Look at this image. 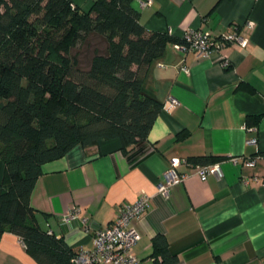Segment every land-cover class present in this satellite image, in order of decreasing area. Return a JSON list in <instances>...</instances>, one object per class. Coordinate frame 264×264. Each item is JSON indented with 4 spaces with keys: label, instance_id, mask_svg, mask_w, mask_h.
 Segmentation results:
<instances>
[{
    "label": "crops",
    "instance_id": "crops-1",
    "mask_svg": "<svg viewBox=\"0 0 264 264\" xmlns=\"http://www.w3.org/2000/svg\"><path fill=\"white\" fill-rule=\"evenodd\" d=\"M143 1L132 6L149 32L182 40L191 28L216 38L242 26L247 44L212 50L207 57L168 44L142 82L143 93L162 103L140 144L142 159L129 158L118 139L77 144L42 165L29 205L43 229L77 252L92 248V231L77 221L60 223L71 206L94 226H105L145 193L150 207L132 222L140 233L132 251L141 264H153L156 236L164 237L173 264H264V0H151L142 7ZM169 98L179 104L170 105ZM198 156L221 158L215 163L222 177L203 180L190 173L167 197L157 193L171 158ZM248 158L254 164H245ZM2 173L0 161V181ZM0 264L36 263L17 236L4 233Z\"/></svg>",
    "mask_w": 264,
    "mask_h": 264
},
{
    "label": "trees",
    "instance_id": "trees-1",
    "mask_svg": "<svg viewBox=\"0 0 264 264\" xmlns=\"http://www.w3.org/2000/svg\"><path fill=\"white\" fill-rule=\"evenodd\" d=\"M132 2L91 0L83 9L75 0H0V238L17 236L36 264H72L76 254L29 205L42 165L101 139H118L138 161L162 108L143 93L144 75L182 40L147 31ZM152 244L153 264L175 262L164 237Z\"/></svg>",
    "mask_w": 264,
    "mask_h": 264
},
{
    "label": "built area",
    "instance_id": "built-area-1",
    "mask_svg": "<svg viewBox=\"0 0 264 264\" xmlns=\"http://www.w3.org/2000/svg\"><path fill=\"white\" fill-rule=\"evenodd\" d=\"M152 3L151 0L141 2V6L145 7ZM253 23L247 21L245 28L251 29ZM247 38L242 31V26H234V30L220 34L213 38L207 32L200 29L188 28L184 30L182 35V43L173 44V48L180 51H192L197 57H207L212 50H220L228 45H236L244 47L247 44ZM223 66L228 67L229 61L223 58ZM188 72L187 68H182ZM170 105H178L179 102L174 98H169ZM252 129L251 127H249ZM248 143H256V139L247 141ZM236 162V159H232ZM245 164L252 165L255 158L245 159ZM183 164L186 171L180 173L177 171L178 166ZM190 173L196 174L201 179H207L210 176L221 178L222 170L218 163L212 164H192L183 158H171L163 174V181L158 182L157 193L167 197L171 187L180 183ZM264 184V176L260 178ZM150 207V196L142 193L139 198L132 204H127L120 208L116 217L105 226H94L89 219L84 216L81 209L71 206L67 212L60 218L63 225L79 222L83 230L92 231L91 249H80L71 259L72 264H141L140 260L133 253L132 249L140 240V233L137 228L132 225L134 220L141 216Z\"/></svg>",
    "mask_w": 264,
    "mask_h": 264
},
{
    "label": "rangeland",
    "instance_id": "rangeland-1",
    "mask_svg": "<svg viewBox=\"0 0 264 264\" xmlns=\"http://www.w3.org/2000/svg\"><path fill=\"white\" fill-rule=\"evenodd\" d=\"M75 1L81 8L86 9L90 4L91 0H75Z\"/></svg>",
    "mask_w": 264,
    "mask_h": 264
}]
</instances>
